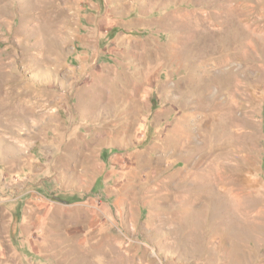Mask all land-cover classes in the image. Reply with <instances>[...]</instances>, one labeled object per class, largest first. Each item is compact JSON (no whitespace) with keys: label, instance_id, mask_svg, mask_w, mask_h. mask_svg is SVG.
Returning <instances> with one entry per match:
<instances>
[{"label":"rangeland","instance_id":"1","mask_svg":"<svg viewBox=\"0 0 264 264\" xmlns=\"http://www.w3.org/2000/svg\"><path fill=\"white\" fill-rule=\"evenodd\" d=\"M0 264H264V0H0Z\"/></svg>","mask_w":264,"mask_h":264},{"label":"trees","instance_id":"2","mask_svg":"<svg viewBox=\"0 0 264 264\" xmlns=\"http://www.w3.org/2000/svg\"><path fill=\"white\" fill-rule=\"evenodd\" d=\"M72 200V199H71Z\"/></svg>","mask_w":264,"mask_h":264}]
</instances>
